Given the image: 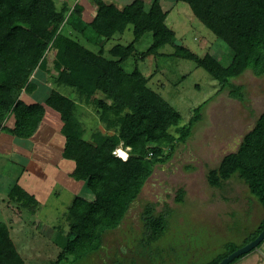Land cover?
<instances>
[{
    "label": "rangeland",
    "instance_id": "obj_1",
    "mask_svg": "<svg viewBox=\"0 0 264 264\" xmlns=\"http://www.w3.org/2000/svg\"><path fill=\"white\" fill-rule=\"evenodd\" d=\"M55 1L65 11L68 9L63 3L68 6L74 2ZM133 1L105 3L123 8ZM76 2L84 6L83 16L89 22L104 8L95 0ZM153 2L145 0L146 13ZM160 4L167 12L165 23L175 32L170 43L152 55V33L135 41L132 25L104 40L105 56L110 58L109 50L117 44L131 45L130 57L120 65L128 73L140 70L149 80L147 86L181 113L182 119L169 128L175 136L188 123L194 107L208 99L210 102L192 138L178 147L169 162L153 166L120 227L106 232L98 253L84 256L77 264H201L224 252L225 243L240 244L264 219V207L243 180L231 178L217 187L207 176L224 156L238 150L244 135L264 113V76L257 77L246 70L233 79L236 85L244 86L245 100L235 97L228 88L221 91L220 84L195 61L185 58L181 50L188 49L197 57L211 55L228 67L235 53L213 32L214 18L180 0H160ZM56 24L49 27L54 29ZM58 24L57 32L69 36V31L62 30L65 21ZM77 40L95 52L100 48L82 36L78 35ZM61 45L59 41L50 45L47 67L51 73L64 68L59 54ZM51 73L37 68L23 91V100L44 104L55 89L75 101L73 117L84 130L83 138L93 145L102 136L116 141L119 115L100 104L111 106L114 101L100 90L92 96L81 94L55 82ZM47 108L50 112L44 119V132L30 140L0 133V221L7 225L24 264H71L74 257L65 252L72 231L70 207L88 184L74 176L75 161L64 157L67 139L62 132L63 122L57 111ZM7 124L13 125L12 121ZM27 142L34 145L29 144V148ZM121 151L131 155L130 148L120 140L113 154L117 156ZM181 190L185 197L180 202ZM148 206L168 223L165 235L158 241L151 240L153 232L145 224ZM233 264H264V241Z\"/></svg>",
    "mask_w": 264,
    "mask_h": 264
},
{
    "label": "trees",
    "instance_id": "obj_2",
    "mask_svg": "<svg viewBox=\"0 0 264 264\" xmlns=\"http://www.w3.org/2000/svg\"><path fill=\"white\" fill-rule=\"evenodd\" d=\"M73 1L68 6L63 3L68 9L65 11L59 9L55 0H0V133L29 140L46 121L47 106L59 113L62 132L67 139L64 157L75 161L74 176L88 184L86 191L76 196L70 207L72 231L65 252L72 254V263L77 264L84 256L98 253L106 232L122 224L129 204L141 191L153 166L169 162L178 147L192 138L210 99L193 108L188 123L179 128L175 136L169 128L178 124L181 113L158 91L147 86L149 80L140 70L128 73L120 65L130 57L131 45L117 44L109 50L110 58L105 56L104 40L132 25L135 41L152 33V55H157L158 49L174 39L175 32L165 23L167 12L162 9L160 0H154L147 13L145 0H134L123 8L105 3L106 0H95L104 4V8L90 22L83 16L84 6ZM180 1L213 17L216 21L213 32L235 53L228 67L211 55L197 57L182 48L185 58L207 71L220 84L221 91L228 88L233 90L235 97L245 100L244 86L236 85L233 79L246 70L257 77L264 76V0ZM64 11L65 15L61 16ZM63 20L62 30L69 31V36L57 32L58 23ZM55 23L56 28L51 29ZM78 35L99 46V50L95 52L82 45L77 40ZM56 41L63 46L59 54L64 68L55 74L47 67V58L51 43ZM37 68L49 71L55 82L71 86L81 94L92 96L100 90L110 97L114 105L100 104L119 115L118 139L102 136L93 145L83 138L84 130L73 117L75 101L55 89L44 104L26 103L22 94ZM9 121L12 126L7 124ZM120 140L130 148L127 160L113 154ZM207 176L217 187L231 178L243 180L264 207V113L244 135L238 150L224 156ZM184 197L181 190L178 201ZM145 213L147 229L153 232L151 240L158 241L165 235L167 220L163 215H155L151 206ZM263 228L264 219L240 244L225 243L224 252L201 264H218L229 253L256 238ZM0 264H24L2 221Z\"/></svg>",
    "mask_w": 264,
    "mask_h": 264
},
{
    "label": "water",
    "instance_id": "obj_3",
    "mask_svg": "<svg viewBox=\"0 0 264 264\" xmlns=\"http://www.w3.org/2000/svg\"><path fill=\"white\" fill-rule=\"evenodd\" d=\"M263 241H264V228L261 230V232L257 235L256 238L252 239L251 241L247 242L243 246H240L233 252L229 253L218 264H230L235 259L254 250Z\"/></svg>",
    "mask_w": 264,
    "mask_h": 264
},
{
    "label": "crops",
    "instance_id": "obj_4",
    "mask_svg": "<svg viewBox=\"0 0 264 264\" xmlns=\"http://www.w3.org/2000/svg\"><path fill=\"white\" fill-rule=\"evenodd\" d=\"M128 28H129V27H128ZM49 112H50V111H49L48 108H47L46 116H45V117H47V116L49 115ZM45 122H46V121H45ZM45 122H43V125H42L41 129L39 130V134H40L41 132H42V133L44 132V129H43V128L45 127V125H44ZM46 123H47V122H46ZM46 126L48 127V124H47ZM54 132H55V131H54ZM54 132H53V133H54ZM7 134H8V133H7ZM9 135H10V134H9ZM29 140H30V139H29ZM25 144H27V145L29 146V144H33V143H32V142H27V143H25ZM33 145H34V144H33ZM29 148H30V146H29ZM61 155H62V154H61ZM0 157H1V156H0ZM4 161H6L7 163H9V161H7V160H4Z\"/></svg>",
    "mask_w": 264,
    "mask_h": 264
},
{
    "label": "clouds",
    "instance_id": "obj_5",
    "mask_svg": "<svg viewBox=\"0 0 264 264\" xmlns=\"http://www.w3.org/2000/svg\"><path fill=\"white\" fill-rule=\"evenodd\" d=\"M125 153L127 154V157H124V158H123L122 156H120L121 154H118L117 156L120 157V158H122V159H124V160H127V159L129 158V157H128V153H127V152H125Z\"/></svg>",
    "mask_w": 264,
    "mask_h": 264
},
{
    "label": "bare ground",
    "instance_id": "obj_6",
    "mask_svg": "<svg viewBox=\"0 0 264 264\" xmlns=\"http://www.w3.org/2000/svg\"><path fill=\"white\" fill-rule=\"evenodd\" d=\"M125 152H126V151H121V153H122L123 155L121 154L120 156H122L123 158H124V157H127V154H126ZM119 153H120V152H119Z\"/></svg>",
    "mask_w": 264,
    "mask_h": 264
},
{
    "label": "flooded vegetation",
    "instance_id": "obj_7",
    "mask_svg": "<svg viewBox=\"0 0 264 264\" xmlns=\"http://www.w3.org/2000/svg\"><path fill=\"white\" fill-rule=\"evenodd\" d=\"M120 227V226H119Z\"/></svg>",
    "mask_w": 264,
    "mask_h": 264
},
{
    "label": "snow or ice",
    "instance_id": "obj_8",
    "mask_svg": "<svg viewBox=\"0 0 264 264\" xmlns=\"http://www.w3.org/2000/svg\"><path fill=\"white\" fill-rule=\"evenodd\" d=\"M123 155V154H122Z\"/></svg>",
    "mask_w": 264,
    "mask_h": 264
}]
</instances>
